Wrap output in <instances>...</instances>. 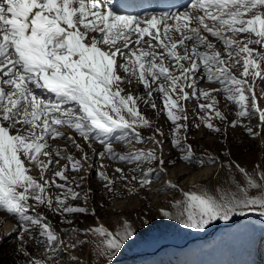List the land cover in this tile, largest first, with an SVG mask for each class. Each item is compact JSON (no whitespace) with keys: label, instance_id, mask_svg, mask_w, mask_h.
Segmentation results:
<instances>
[{"label":"snow or ice","instance_id":"1","mask_svg":"<svg viewBox=\"0 0 264 264\" xmlns=\"http://www.w3.org/2000/svg\"><path fill=\"white\" fill-rule=\"evenodd\" d=\"M174 35L180 38L174 39ZM210 38L223 46V53ZM198 78L220 87L202 91ZM257 80H264V0H190L182 13L143 19L116 14L108 7V0H0V213L15 219L23 233L38 231L49 256H59L64 241L45 216L33 213L38 206L46 208L68 225L74 215L96 216L95 210L87 207L90 191L81 195L76 189L83 184L77 181L75 187L70 186L66 175L69 171L85 172V165L93 167L88 164L85 147L101 160L135 164L133 173L144 163L158 165L130 178L122 168L115 169L119 179L146 188L153 182V174L159 178L164 172L162 151L160 156L155 150L123 155L114 152L112 141L161 145L155 137L146 140L138 130L151 128L139 111V102L155 110L153 96L159 93L162 111L172 125L171 144L181 154L180 159L200 166L214 164L213 157L197 158L187 143L188 117L181 102L203 99L205 103L198 104L204 113L199 116L201 124L219 133L221 128L211 120H226L213 95L222 92L237 107L241 120L258 114L264 126V109L258 106L254 91ZM133 83L143 86L146 97L131 92L123 95V85ZM229 126L235 128L238 122L231 121ZM65 128L74 134L68 135ZM155 132L164 135L158 129ZM248 133L257 135L252 128ZM53 141L67 142L79 159L67 147H53ZM93 141L103 150L97 152ZM235 167L247 182L246 187L238 186L237 193L219 197L206 192L184 193V201L174 205L179 209L178 217L163 210L162 215L179 218L185 227L196 230L249 211L264 217V194L249 195V189L264 192V171L257 183L244 168ZM33 171H38V178ZM98 178L109 193L115 191L116 179L104 171L98 172ZM84 179L81 175L80 180ZM167 188L175 186L169 183ZM81 201L84 206H80ZM83 234L97 237V254L106 264H114L135 233L124 221L116 232L98 224ZM21 251L30 255L23 248ZM29 264L48 261L30 259Z\"/></svg>","mask_w":264,"mask_h":264},{"label":"rangeland","instance_id":"2","mask_svg":"<svg viewBox=\"0 0 264 264\" xmlns=\"http://www.w3.org/2000/svg\"><path fill=\"white\" fill-rule=\"evenodd\" d=\"M257 50L259 51V48ZM219 51L223 53V46L219 47ZM233 71L235 75L239 76L237 70ZM121 75L124 73L121 72ZM249 82L251 83V81ZM197 84L202 91L220 87L218 84L209 83L206 79L200 80L199 78ZM123 87L126 89L123 95H127L129 92L134 96L146 97L147 95L143 86L138 83H133L130 86L123 85ZM188 91L191 92V89ZM254 91L258 97V106L264 109V80H257ZM213 95L218 100L217 109L226 117L224 122L215 118L211 120L216 127L221 128L219 133L210 131L201 124L199 116L204 113L199 111L198 104L205 103L203 99L182 101L181 103L186 108L188 117L187 143L192 145L197 158L207 160L208 157H213L216 163L200 166L196 163L187 164L180 159L181 154L171 144L172 125L167 119L166 113L162 111L163 98L159 93H154L153 98L157 109H152L143 101L139 102V111L150 121L151 128L138 130L146 140L155 137L156 140L161 141L162 147L150 142L140 144L115 139L112 143L114 152L123 155L137 151L155 150L157 156H160L162 151L165 165L164 172L159 175V178L153 174V182L146 188H139V185L134 182L129 184L119 179L120 174L115 172L117 167L122 168L130 178L133 174L140 176L143 172L158 165H153L150 162L144 163L140 171L133 173L132 169L136 167L135 164L121 163L119 160L113 161L107 158L101 160L97 156H92V150L85 147L90 157L88 164H92L93 167L88 168L85 165V172L76 174L69 171L66 175L70 186L75 187L77 181L83 184L82 188L76 189L81 195L90 191L87 207L90 211L94 209L96 216L74 215L70 217L73 223L68 225L61 222L63 217L38 206L33 214L39 213L45 216L46 222L52 225L53 230L64 241L60 255L50 257L41 242L42 237L39 236L38 231L23 233L17 227L15 219L0 213V264H29L30 259L47 260L48 264H106L105 258L98 255L96 251L98 238L83 233L98 224L116 232L121 230L122 221L129 222L135 234L115 257V259L127 258L114 261V264H204V262L206 264H239L229 256L228 250L224 248V242L227 243L230 252L234 253V250L237 252L238 258L244 246L243 252L247 256L248 264H264V217L262 216L250 214L238 218L229 227L227 233H220L215 235V238L212 237L213 239L211 238L209 241L214 243V249L218 254L215 263L210 257L203 259L202 252L198 250L199 245L196 243L200 239H206L204 234L225 222L224 220L213 221L203 230H196L185 227L179 218L168 219L162 215L163 210L171 213L173 217H178L179 209L174 205L182 202L183 193L206 192L213 197H219L222 193H237L238 186L246 187V178L235 167L236 164L244 168L257 183H260L259 173L264 171V126L261 125L258 114L250 119L241 120L237 116V107L227 101L222 92H214ZM231 121H237L238 126L230 127ZM197 124H201V126L197 128ZM248 128L254 129L257 135H249ZM157 129L164 135L156 134L155 130ZM63 130L68 135L74 134L67 128ZM76 139L81 144L84 143L80 137L77 136ZM55 143L59 145L53 147H67L69 153L79 159V154L70 145L65 144L64 141H55ZM93 147L97 152L103 150L96 141H93ZM61 163L63 164L64 161ZM101 164L104 165V168L100 167ZM205 168L207 171L202 173ZM100 171H104L110 178L116 179L113 193H109L99 180L98 172ZM31 174L34 177H39L38 171H33ZM48 175L51 177V173ZM81 175L85 177L83 181L80 180ZM57 182L63 183L58 178ZM169 183L174 185L175 189L167 188ZM129 188H133L132 193L129 192ZM52 194H56L55 189L52 190ZM262 194L264 192L261 190L249 189L250 196ZM80 206H84L83 201L80 202ZM72 229L77 231L72 232ZM179 230L182 231L181 236L177 238L179 246L192 238L194 239L193 245L177 247L179 249L165 247L155 255H141L144 251L153 253L148 252V249L161 242L172 244L171 241ZM21 235L23 239H21ZM197 236L199 237L196 238ZM73 244L76 245L75 248L70 247ZM232 246H235L236 249H231ZM22 248L30 255H23ZM205 253L208 254V252ZM211 253L214 252L210 249L209 254Z\"/></svg>","mask_w":264,"mask_h":264},{"label":"bare ground","instance_id":"3","mask_svg":"<svg viewBox=\"0 0 264 264\" xmlns=\"http://www.w3.org/2000/svg\"><path fill=\"white\" fill-rule=\"evenodd\" d=\"M147 39V38H146ZM155 43V42H154ZM142 46H144V47H147L146 45H142ZM160 49H156V51H159ZM41 96H45V97H47V98H49V97H51V98H53L52 97V95L51 94H49V93H47V92H40L39 93ZM57 142V141H56ZM59 142V141H58ZM53 143V146L54 145H59L58 143H55V141H53L52 142ZM67 142H65V144H66ZM207 168V167H206ZM206 168H205V170H202V173H204V172H206L207 170H206ZM209 171V170H208ZM197 178V177H196ZM191 179V178H190ZM170 183H171V181H170ZM195 193H197V192H195ZM184 194V193H183ZM197 194H199V193H197ZM182 195V194H181ZM183 199H182V202L184 201V199H185V197H184V195H182L181 196ZM241 216V215H240ZM239 215H235V216H233L230 220H228V221H225V222H223V223H221L220 225H218V226H215V227H213L214 228V233H213V235L211 236V237H206V236H204V237H206V239H200V240H198L197 241V243L196 244H198L199 246H198V248H203L204 247V245H206V243H208L209 244V240L212 238V237H214L215 235H217V234H220V233H227L228 232V229H229V227H231L233 224H234V222H236V220L240 217ZM124 221H122V223H123ZM7 231V230H6ZM8 232V231H7ZM208 232L209 231H207V233L206 234H208ZM181 234H182V231L181 230H179V232L175 235V237L172 239V241H171V243L172 244H169V243H165V242H161V243H159V244H157V245H155L154 247H151L150 249H148V252H158L160 249H162V248H165V247H170V248H172V249H176L177 247H179V244H178V237H180L181 236ZM203 238V237H202ZM189 240V239H188ZM165 243V244H164ZM164 244V245H163ZM174 244V245H173ZM177 244V245H176ZM162 245V246H161ZM236 247L238 248V245H236ZM236 247L235 246H232V248L231 249H236ZM234 253V255L236 256V257H238L239 255H237V252L234 250L233 251ZM144 253H147V251L145 252L144 251ZM232 253V252H231ZM147 254H151V253H147ZM146 255V254H145ZM127 258V257H126ZM126 258H124V259H126ZM119 260L121 259H123V258H118ZM118 259H114V260H117L118 261Z\"/></svg>","mask_w":264,"mask_h":264},{"label":"water","instance_id":"4","mask_svg":"<svg viewBox=\"0 0 264 264\" xmlns=\"http://www.w3.org/2000/svg\"><path fill=\"white\" fill-rule=\"evenodd\" d=\"M250 214H254V215H259L258 214V212H254V211H252V212H246V214L245 215H241L240 217H239V219L240 218H242V217H244V216H246V215H250ZM213 233H214V228H211L210 230H209V232H208V234H204V236H210V235H213ZM194 239L192 238V239H189V240H187L186 241V243H189V242H191V241H193ZM124 259V258H123ZM119 260V259H118ZM121 260V259H120ZM119 260V261H120ZM114 261H117V260H114Z\"/></svg>","mask_w":264,"mask_h":264},{"label":"trees","instance_id":"5","mask_svg":"<svg viewBox=\"0 0 264 264\" xmlns=\"http://www.w3.org/2000/svg\"><path fill=\"white\" fill-rule=\"evenodd\" d=\"M6 264H9V263H6Z\"/></svg>","mask_w":264,"mask_h":264}]
</instances>
